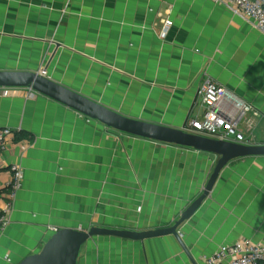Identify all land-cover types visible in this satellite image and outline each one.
<instances>
[{
  "label": "crops",
  "instance_id": "0c3cea01",
  "mask_svg": "<svg viewBox=\"0 0 264 264\" xmlns=\"http://www.w3.org/2000/svg\"><path fill=\"white\" fill-rule=\"evenodd\" d=\"M43 67L125 117L189 132L198 89L210 78L252 106L235 132L264 144V33L214 0H0V71ZM11 88L0 93V128L15 131L0 157V187L12 164L24 179L0 232V264L39 252L54 229L169 227L218 163L214 153L119 131L33 89ZM7 193L0 190V207ZM179 235L188 251L171 234L94 236L77 264H209L223 245L264 243V156L225 166Z\"/></svg>",
  "mask_w": 264,
  "mask_h": 264
},
{
  "label": "water",
  "instance_id": "95a60500",
  "mask_svg": "<svg viewBox=\"0 0 264 264\" xmlns=\"http://www.w3.org/2000/svg\"><path fill=\"white\" fill-rule=\"evenodd\" d=\"M0 87L32 88L34 91L98 120L108 127L155 141L214 153L219 157L203 193L184 210L181 217L173 225L144 231L104 227H91L85 230L63 228L54 232L39 252L27 256L17 264H77L82 246L94 236H117L131 240H145L171 234L188 251L180 238L179 228L194 215L209 196L221 171L234 159L264 156V144H247L232 139L203 136L184 129L146 123L125 117L38 72L0 71Z\"/></svg>",
  "mask_w": 264,
  "mask_h": 264
},
{
  "label": "built area",
  "instance_id": "2783aa9c",
  "mask_svg": "<svg viewBox=\"0 0 264 264\" xmlns=\"http://www.w3.org/2000/svg\"><path fill=\"white\" fill-rule=\"evenodd\" d=\"M224 4L234 14L248 19L264 33V0H214ZM171 21H166V29L171 26ZM40 74L46 76L43 67ZM11 87H0V93L8 96ZM32 89V88H30ZM202 109L201 112L198 111ZM252 111V106L228 91L223 85L210 78L205 79L198 89L195 108L189 118L191 132L203 136L219 139H232L237 142L250 144L248 139L235 130L241 119ZM235 134L231 138L229 134ZM15 137V131L8 127L0 128V157L4 153L7 143ZM1 164V163H0ZM10 179L0 187L7 189L5 204L0 207V232H3L10 223L9 215L14 207L17 191L22 187L24 172L20 165L12 164L9 167ZM4 195V194H3ZM58 229H54V232ZM264 264V243H254L251 239H243L232 245L221 246L207 259L209 264Z\"/></svg>",
  "mask_w": 264,
  "mask_h": 264
}]
</instances>
